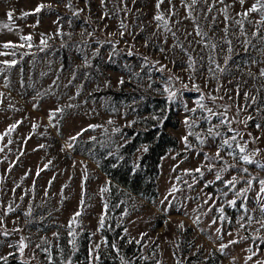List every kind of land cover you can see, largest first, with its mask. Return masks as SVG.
Returning <instances> with one entry per match:
<instances>
[{
	"label": "rangeland",
	"instance_id": "1",
	"mask_svg": "<svg viewBox=\"0 0 264 264\" xmlns=\"http://www.w3.org/2000/svg\"><path fill=\"white\" fill-rule=\"evenodd\" d=\"M255 2L165 0L157 9V0H0V52L9 53L0 61H17L0 63V256L7 257L0 264H99L102 215L141 244L145 262L199 264L211 255L219 264H264V200L257 198L264 179V14L242 15ZM40 4L46 7L34 12ZM158 14L165 20H155ZM28 35L31 41L21 39ZM8 41L24 47L3 48ZM169 109L175 127L165 131L176 147L160 159L156 197L119 186L110 192V178L77 148L117 151L128 134L159 127ZM143 148L133 151L132 164ZM218 150L222 160L205 159ZM232 176L234 188L225 183ZM248 180L246 198L238 197Z\"/></svg>",
	"mask_w": 264,
	"mask_h": 264
},
{
	"label": "trees",
	"instance_id": "2",
	"mask_svg": "<svg viewBox=\"0 0 264 264\" xmlns=\"http://www.w3.org/2000/svg\"><path fill=\"white\" fill-rule=\"evenodd\" d=\"M161 119L159 127L144 125L135 133L128 134V141L119 146L117 151L109 154L97 152V147L90 151L77 149L93 160L100 171L110 178V192L119 186L123 191L140 195L146 200H153L157 195L155 179L160 159L176 147L175 138L165 131L166 127H175V118L170 109L167 114L161 116ZM138 145L144 148L134 165L131 162V155ZM100 233L104 239V247L98 254L99 264H152V261L145 262L140 258L141 244L129 239L122 226L104 223ZM86 244L87 240H84L79 247L78 254L81 253L82 257L86 255ZM113 244L116 247H113ZM198 261L199 264H219L211 255L204 259L199 258Z\"/></svg>",
	"mask_w": 264,
	"mask_h": 264
},
{
	"label": "snow or ice",
	"instance_id": "3",
	"mask_svg": "<svg viewBox=\"0 0 264 264\" xmlns=\"http://www.w3.org/2000/svg\"><path fill=\"white\" fill-rule=\"evenodd\" d=\"M102 2H103V0H102ZM164 2H165V0H157V3H156V5H155V7H156L157 9H159V8L161 7V5H162ZM168 2L171 3V0H168ZM197 2H198V0H191V4H192V5H195ZM216 2L223 3V0H213V4H215ZM236 2H238L240 5H244V4H245V0H236ZM205 3H207V0H205ZM44 7H46V5H44V4H40V5H38L33 11H34V12H39V11H41V9L44 8ZM187 7L190 8L191 5H188ZM209 11H211V8H209ZM222 11H224L225 14H226V13H227V6H226L224 9H222ZM256 12H259V13L264 14V0H256V2L253 3V4H251V6H250L249 8H247V9L242 13V15L245 16V17H247V16L249 15V13H256ZM12 15H13V13H12L11 11H9V12L7 13V16H8V19H9V20L12 19ZM23 15L26 16V15H29V13L25 12V13H23ZM154 19L157 20V21H164V20H165V18H164V16H163L162 14H158V15H156V16L154 17ZM236 23L242 25L243 22H242V21H237ZM121 26L123 27V25H121ZM3 27H4V28H8V25H7V24H4ZM165 27L167 28V22H166V21H165ZM225 31H226V29H225ZM197 34L200 35L201 33L197 32ZM253 35H256V33H253ZM21 39H23V40H25V41H31L32 37H31L30 35H28V36H23V37H21ZM40 43H41L42 45H45V46L47 45V41L44 40V39H41ZM229 43H230V41H229ZM2 46H3V48H5V49H7V48H16V47H24L23 44H21V45H16V44H14L12 41L5 42V43H3ZM31 46H32V45L29 43V44H28V47H31ZM161 51H163V49H161ZM229 51H231V49H229ZM6 55H9V53H7V52H0V56H6ZM11 55H15V53L13 52V53H11ZM0 63L11 66V65H15V64L17 63V61L14 60V59H13V60H3V61H0ZM188 67H189V68H192V67H193V64L190 63V64L188 65ZM221 70H222V69H221ZM260 75H261V76H264V69H262V70L260 71ZM169 79H171V78H169ZM177 79H178V78H177ZM118 83H119V84H123V83H124V80L121 78V79L118 81ZM185 87H186V86H185ZM165 91L168 92V89L166 88ZM2 95H3V94L0 93V96H2ZM175 95H176V94H175L174 92H168V97H167L168 100L174 101V99H175ZM245 97L247 98V93H245ZM201 99H202V97H201ZM197 103H198V105H199V107H200L201 109L204 108V105L201 104V103H199V101H198ZM186 110H187V111H191V112H195V111H196V109H186ZM55 111H62V109H56ZM207 111L211 112V109H208ZM54 114H55V113H53V115H54ZM213 114H214V113H213ZM153 118L155 119L156 117H153ZM165 119H166V117H165ZM249 119H251V117H249ZM221 122L224 123V120L222 119ZM17 123H20V122L18 121ZM108 123L111 124L112 121L109 120ZM184 123L188 126L189 129L192 127V122H190L189 119H188L187 117L185 118ZM129 126H130V125H129ZM34 127H35V126H34ZM88 127H89V128H95V127H97V125H89ZM257 127L259 128L260 125L257 124ZM15 128H16V124H13V125H11V126L9 127L8 131L10 132V131L14 130ZM230 130H232V129H230ZM83 131H87V129H84ZM116 131H120V130H119V129H116ZM6 134H7V133H6ZM191 134H192V133L189 132V135H191ZM209 134H210V135H213V134H214V135H217V136L220 135L219 132H215V133H213V130H212V129H209ZM77 135H80V133H77ZM2 138H3V137H0V139H2ZM71 139H72V140H75V139H76V136L71 137ZM92 139H94V138H92ZM197 139L200 140V143H201V144L205 143V141L202 140V139H200L199 136H197ZM231 139H232V140H235L236 137L233 136ZM182 140L185 142V144H186V146H187L188 148H191V145L188 143V135L183 136V137H182ZM223 144H224V145H229V146H230V141L226 139V140L223 141ZM41 147H43V145H41ZM69 147H71V145H69ZM237 147L239 148V152H240L241 154L245 153V147H244V146H241V145L237 144ZM144 150L147 151L146 148H145ZM0 151H3V149H0ZM257 151H259V150L257 149ZM229 154L231 155V153H229ZM239 158H240L242 161H244L245 163H252V162H253L252 159H250V157H249L248 155H240ZM205 159H206V160H210V159H211V160H222L223 158L221 157V155H220V151L218 150V151L215 153V156H211V157H210V156H208L207 154H205ZM45 167H47V166H45ZM260 167L264 168V164L260 165ZM186 171H190V170H186ZM194 171L200 173L201 175H203V172H201V168H200V167H197L196 169H194ZM209 171H213V168H212V167H209ZM242 171L247 172V169H246V168H245V169H242ZM215 179H216V180H221V179H222V177H221V175L219 174V172H217ZM237 182H238V180H237V177H236V176H232V178H231L230 180L225 181L226 184L231 185L233 188L235 187V185H236ZM209 183H212V181H209ZM246 183L248 184V188H242V189H238V190H237L236 195H237L238 197H239V196H245V198H246V194H247V192L249 191V189H250L251 186H252V181H251V180H248V181H246ZM258 183H259V185H260V189H259V193H257V198H259V199H261V200H264V196H261V195H260L261 193H264V179H259V180H258ZM104 190L106 191L107 189H104ZM171 191H173V192L176 191V188L173 187V188L171 189ZM228 203H229L230 205H232V206H235V204H236V200H229ZM105 207H107V205H105ZM261 207L264 208V205H262ZM9 211H11V208H9ZM219 211H221V213H223V209H219ZM80 214H81V213H80L79 211H77V212L74 214L73 218L70 220L69 223H70V224H74V223L76 222V218L79 217ZM222 218H223V217H222ZM104 222H105V218H104V216L102 215V216L99 218V229H102V228L104 227ZM241 226H243V225H241ZM261 226L264 227V224H262ZM99 229H98V230H99ZM217 231H219V229H217ZM4 234L7 235V233H4ZM69 234L72 235L73 233L70 232ZM230 242H231V243H234L235 241H230ZM70 243L73 245V247H75V243H76V241H75L74 239H73L72 241H70ZM112 246H113V247H116L115 244H113ZM26 247H27V245L24 243V239L21 238V240H20V242H19V245H18V251H19L21 254H23L24 249H25ZM37 247H39V245H37ZM99 247H100V245H99V244H96L93 248L90 249V252H95L96 249L99 248ZM224 247H225V245H221V249H223ZM9 255H12V253H9ZM248 259H251V257H249ZM0 260H4V261H6V260H7V257H6V256H0ZM96 260H99V257H98V256L96 257Z\"/></svg>",
	"mask_w": 264,
	"mask_h": 264
}]
</instances>
